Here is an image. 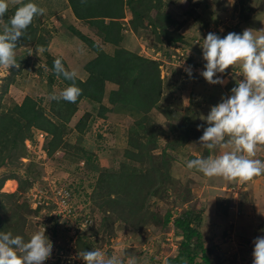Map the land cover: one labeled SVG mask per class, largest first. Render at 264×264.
Wrapping results in <instances>:
<instances>
[{"label": "rangeland", "instance_id": "rangeland-1", "mask_svg": "<svg viewBox=\"0 0 264 264\" xmlns=\"http://www.w3.org/2000/svg\"><path fill=\"white\" fill-rule=\"evenodd\" d=\"M32 2L45 9L43 15L33 19V24H39L50 34L47 52L55 58L61 57L65 69L74 70L77 77H87L84 65L95 57V52L82 39L69 34L72 33L70 26L97 41L104 51L113 52L114 46L102 42L96 37L93 28L74 16L67 0ZM163 2L166 4L165 10L177 14L180 19H187L181 33L185 34L190 45L179 43L177 46H160L156 43L160 49L155 50L152 33L149 30L133 33L126 21L121 45L142 56L160 60L165 86L162 105L173 107L174 104L175 112L171 118L175 121L187 120L192 128H197V125L205 124L200 117L206 116L210 107L220 102L222 96L226 98L230 95V89L243 78L239 65H236L226 69L223 74L217 73L226 81L223 85L208 83L200 75L206 61L202 58L199 43H202L208 32L223 38L228 32L242 33L246 28L254 32L264 29V0L248 1L255 7L260 3L263 10L252 13L245 25L241 23V18L249 11H243L240 0H234V3L231 0H207V6L196 8L197 15L182 11V3L178 0ZM12 6V0H9V7ZM2 24L4 22L0 20V27ZM15 51L16 56L23 57L22 61L19 59L22 62L20 67L6 70L0 66V104L10 106L27 95L40 102L50 114V95L59 94L64 87L58 79L48 82L47 76L51 70L46 64L44 49L36 43H30ZM181 62L191 66L192 77L183 68L176 67ZM14 69H18V72L7 83ZM106 84L107 90L114 88L113 84ZM103 102L112 108L106 97ZM97 110V103L82 99L78 103L76 118L85 111L95 114ZM151 116L161 124H166L159 111L154 109ZM135 117L129 107L116 105L104 119L94 117L90 129L81 135L82 138L71 127L65 136L66 140L83 146L88 151L87 157H75L63 150L48 156L43 147L47 140L46 134L33 129L34 135L32 133L31 139L26 141L27 154L15 157L11 162L5 161L0 167V178L13 173L19 178L15 179L17 186L20 179L32 181L21 194L15 193L16 185L13 188L5 187L8 180L5 181L1 191L16 195L3 201L6 206L0 209L1 218L9 216L15 202H27L31 207L38 203L45 206L38 215L25 214V219H19L18 226L9 231L13 236L20 235L27 241L34 231L45 228V235L52 241L53 250L44 264H84L74 247L77 234L83 231L94 242L96 249L108 255H121L123 250L125 264L129 256H134L138 264H164L167 256L176 254L180 235L171 226L167 232L155 226L154 221L137 231L121 221L110 222V227L98 226L104 215L93 199L97 192L94 190L96 179L99 171L118 170L124 161L123 152L127 146L125 123L131 124ZM190 138L175 150L167 149L172 155L171 178L162 194L148 199L149 210L158 220L167 211L176 216L185 208L201 210L200 230L205 248L211 250L210 264H252V241L257 236H264V174L240 183L219 176L207 177L195 169H188L187 160L204 157L205 153L202 152L204 146L196 143L194 136ZM167 139L159 141V148L155 152L166 147ZM227 150L230 149L219 146L210 150L207 157ZM256 158L264 160V146L259 147ZM92 226L100 230L95 236L90 231Z\"/></svg>", "mask_w": 264, "mask_h": 264}, {"label": "trees", "instance_id": "trees-1", "mask_svg": "<svg viewBox=\"0 0 264 264\" xmlns=\"http://www.w3.org/2000/svg\"><path fill=\"white\" fill-rule=\"evenodd\" d=\"M206 1L186 0L180 8L189 15H197L196 8L207 6ZM248 1L240 0L243 11L244 9L249 11L241 18V23L244 25L247 24L252 13L256 14L263 10L260 3L255 7ZM67 2L74 16L85 21L88 27L96 31V37L114 46V50L112 53L104 51L97 41L70 26L72 33L69 34L82 39L89 49L95 52V57L84 65L88 73L87 77L81 79L76 76L75 83L81 89V93L75 103L62 99L51 100L50 114L40 102L27 95L20 102L10 106L0 104V167L6 163L5 161L11 162L15 157H24L27 154L26 141L31 139L33 129L47 133L43 147L48 156L63 150L64 153L70 152L75 157H87L88 151L83 146L66 140L65 136L71 127L75 129L78 137L82 138L81 135L90 129V122L94 117L104 119L116 105L129 107L132 116L136 117L131 124L125 123L127 146L123 152L124 161L120 163L118 170L99 171L94 186L97 192L93 199L104 215L98 225L99 228L104 225L110 227L109 223L113 221H121L122 224L136 231L149 222H155L154 225L159 226L163 232H167L171 226V229L180 235V240L176 254L166 257L168 264H210L211 250L205 248L203 233L200 230L201 210L185 208L176 216L167 211L161 220H158L147 204L148 199L153 196L158 197L166 190V184L171 178L172 155L167 149H177L191 139V136H194L196 143H199L203 127L207 125L201 124L202 127L198 130L192 128L187 120H173L171 115L175 112V105L172 104L173 107L162 105V92L165 86L160 71V60L142 56L121 45L123 32L126 29L124 21L133 33L149 30L154 38L155 50L165 45L177 46L179 43L188 45L190 42L185 34L181 33L187 19H180L177 14L165 10L166 4L163 0H67ZM16 7L18 5L8 8L2 18L4 24L8 23ZM4 24L0 27V32ZM49 39L50 34L47 30L41 28L39 24H33L32 21L18 42L17 48L30 43L40 45L45 51L46 64L51 70L47 76L48 82L58 79L65 88L71 82L55 74L54 59L60 58L62 61L63 59L55 58L47 52ZM16 59L20 64L23 57L16 56ZM17 72L18 69H14L7 83ZM107 82L113 84L114 88L107 90ZM4 87L6 89L7 85L5 84ZM104 97L112 108L104 104ZM82 99L97 103L98 110L95 114L85 111L76 118L78 103ZM154 109L162 114L165 125L151 116ZM165 138H168L166 147L155 152L159 148V141ZM203 151L204 157H207L210 150L203 147ZM7 179L19 178L13 173L0 178V200L3 199L0 201V209L6 206L4 200L15 198V193H23L32 184L31 180L20 179L15 193L2 192L1 188ZM44 207L41 203L31 207L27 202H15L9 216L5 219L0 217V232L13 230L18 226L19 219H25V214L38 215ZM99 228L92 226L91 234L97 235ZM95 246L86 231L77 234L74 247L78 253L94 250Z\"/></svg>", "mask_w": 264, "mask_h": 264}, {"label": "clouds", "instance_id": "clouds-1", "mask_svg": "<svg viewBox=\"0 0 264 264\" xmlns=\"http://www.w3.org/2000/svg\"><path fill=\"white\" fill-rule=\"evenodd\" d=\"M178 2L184 3L186 0ZM231 2L234 3V0ZM12 3L18 7L0 32V66L6 70L20 67L15 51L18 42L33 19L45 12L32 0H12ZM8 8L9 0H0V20ZM199 44L202 58L206 61L200 75L208 83L223 85L226 81L217 73L223 74L226 69L236 65H239L243 78L230 89V95L226 98L222 96L220 102L210 107L206 116L200 117L207 126L203 127L199 143L208 150L219 146L230 150L187 160L186 167L207 177L219 176L228 181L248 182L264 174V160L256 158L259 147L264 146V29L254 32L246 28L242 33L228 32L223 38L208 32ZM176 67L183 68L192 77L190 65L185 66L181 62ZM53 70L71 83L59 94H51L49 99L75 103L81 93L75 83L76 72L65 69L60 58L54 59ZM201 127L197 125L198 130ZM36 130L47 136L45 131ZM45 231V228L34 231L27 241L20 235L0 232V264H44L53 250V243ZM252 243V264H264V236L255 237ZM124 255L123 250L121 255H108L100 249L78 253L84 264H125ZM126 264H138V261L134 256H129ZM164 264H168L167 259Z\"/></svg>", "mask_w": 264, "mask_h": 264}, {"label": "bare ground", "instance_id": "bare-ground-1", "mask_svg": "<svg viewBox=\"0 0 264 264\" xmlns=\"http://www.w3.org/2000/svg\"><path fill=\"white\" fill-rule=\"evenodd\" d=\"M15 186V182L12 180H8L5 183V187L13 188Z\"/></svg>", "mask_w": 264, "mask_h": 264}, {"label": "crops", "instance_id": "crops-1", "mask_svg": "<svg viewBox=\"0 0 264 264\" xmlns=\"http://www.w3.org/2000/svg\"><path fill=\"white\" fill-rule=\"evenodd\" d=\"M7 180H11V179H7ZM13 181H15V185L17 186V182H16V180H15V179H13Z\"/></svg>", "mask_w": 264, "mask_h": 264}]
</instances>
